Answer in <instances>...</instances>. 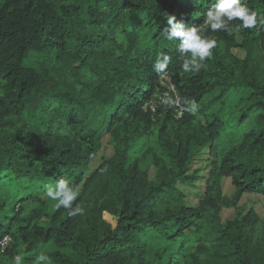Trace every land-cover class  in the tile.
I'll return each instance as SVG.
<instances>
[{
    "label": "trees",
    "instance_id": "1",
    "mask_svg": "<svg viewBox=\"0 0 264 264\" xmlns=\"http://www.w3.org/2000/svg\"><path fill=\"white\" fill-rule=\"evenodd\" d=\"M215 3L0 0V264H264V217L238 208L264 196V25L213 32ZM171 15L217 41L199 72L163 33ZM203 154L208 176L191 171ZM60 179L82 215L47 197ZM202 183L190 206L182 188Z\"/></svg>",
    "mask_w": 264,
    "mask_h": 264
},
{
    "label": "clouds",
    "instance_id": "2",
    "mask_svg": "<svg viewBox=\"0 0 264 264\" xmlns=\"http://www.w3.org/2000/svg\"><path fill=\"white\" fill-rule=\"evenodd\" d=\"M239 20L240 24L236 25V30L253 29L258 23L264 25V15L259 16L256 11L250 10L242 0H216L212 10L207 12L205 22L210 24L211 30L231 32V21ZM168 27L163 33L167 40L179 41V51L185 56L181 65L186 73L199 72L203 67V62L211 57L212 50L216 48L217 41L208 38L198 27L187 28L185 24L178 20L175 15L167 17ZM190 54V55H188ZM164 62H157L155 68L159 71L166 67L168 57L163 58ZM170 103V101H166ZM187 111L195 113L198 105L195 100L186 101ZM79 194L78 188L69 184L68 181L60 179L55 186H48L46 195L52 201H55V208L61 207L69 210L70 216L82 215L83 209L77 204L73 208V202L77 200ZM50 257L41 253L37 256L34 264H45ZM14 264H22V257L17 256Z\"/></svg>",
    "mask_w": 264,
    "mask_h": 264
},
{
    "label": "rangeland",
    "instance_id": "3",
    "mask_svg": "<svg viewBox=\"0 0 264 264\" xmlns=\"http://www.w3.org/2000/svg\"><path fill=\"white\" fill-rule=\"evenodd\" d=\"M165 81H169L168 77H164L163 84H166ZM113 154V148L109 144V138L104 139V146L101 150L98 159L94 163L93 167H96L98 164H100L103 157L108 158L112 156ZM205 159V154L201 155L200 157H197L192 166L191 171L199 170L201 172L202 176H208L209 170H208V162ZM203 184V185H202ZM199 185H196L192 188H182L187 195V202L190 206H195L198 204V202L202 199L205 192V184L202 183ZM223 191L224 194L227 197H231L234 193V186L232 184V181L230 179H226L223 185ZM238 208L242 211V215L247 214L251 209L255 210L261 217H264V196L263 195H251L246 194L242 200L238 204ZM236 208H229L223 211V219L224 221L229 220L236 216L237 210ZM105 219L112 224L114 227L117 225V219L110 215L105 214Z\"/></svg>",
    "mask_w": 264,
    "mask_h": 264
},
{
    "label": "built area",
    "instance_id": "4",
    "mask_svg": "<svg viewBox=\"0 0 264 264\" xmlns=\"http://www.w3.org/2000/svg\"><path fill=\"white\" fill-rule=\"evenodd\" d=\"M177 105H179V104L177 103ZM181 116H182V111H179L178 112V117H181ZM7 242H8V238L7 239H4L3 245L6 244Z\"/></svg>",
    "mask_w": 264,
    "mask_h": 264
}]
</instances>
